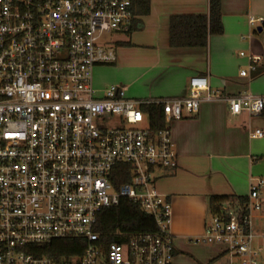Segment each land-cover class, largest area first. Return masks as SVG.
Listing matches in <instances>:
<instances>
[{
  "label": "built area",
  "instance_id": "obj_1",
  "mask_svg": "<svg viewBox=\"0 0 264 264\" xmlns=\"http://www.w3.org/2000/svg\"><path fill=\"white\" fill-rule=\"evenodd\" d=\"M135 1L0 0V264H172L170 203L155 187L159 172L177 168L172 124L214 99L230 115L264 114V96L218 95L201 75L182 97L134 99L115 84L97 91L94 66L116 61L115 46L99 39L129 31ZM261 60L249 56L248 70ZM150 105L161 108V127L143 111ZM121 199L157 230L102 240L98 215ZM61 239L75 240L76 253L40 254ZM200 241L220 248L206 264H264V177L208 208Z\"/></svg>",
  "mask_w": 264,
  "mask_h": 264
},
{
  "label": "crops",
  "instance_id": "obj_2",
  "mask_svg": "<svg viewBox=\"0 0 264 264\" xmlns=\"http://www.w3.org/2000/svg\"><path fill=\"white\" fill-rule=\"evenodd\" d=\"M208 3L150 0L148 14L132 20L130 38L115 43L116 61L94 67L103 86L98 91L115 84L134 99L182 97L188 94L189 79L201 75L218 95L264 96V0H220V35H209L204 47L170 46V16L207 15ZM249 16L261 17L263 23L251 26ZM249 56L262 58L255 71L248 70ZM261 128L264 114L230 115L223 99L203 101L196 114L172 124L177 168L159 172L155 179L156 189L170 203L172 264H206L218 256L217 245L200 241L208 199L244 196L250 177L264 175V137H250Z\"/></svg>",
  "mask_w": 264,
  "mask_h": 264
},
{
  "label": "trees",
  "instance_id": "obj_3",
  "mask_svg": "<svg viewBox=\"0 0 264 264\" xmlns=\"http://www.w3.org/2000/svg\"><path fill=\"white\" fill-rule=\"evenodd\" d=\"M150 0H136L131 8L132 14L146 15L149 12ZM133 22V21H132ZM132 27L130 25V31ZM223 31L220 12V0H209L208 14H178L169 18V44L172 47H204L209 35H220ZM257 70V68L255 69ZM260 71H256V74ZM152 127L163 125V115L160 107L153 105L143 107ZM121 179L119 181H123ZM118 181V182H119ZM228 196H212L208 199L207 209L215 202ZM96 231L107 244L122 242L132 234L156 231L152 217L141 211L138 204L127 199H121L118 206L100 211ZM75 240H55L42 245L40 254L59 258L76 253L72 246Z\"/></svg>",
  "mask_w": 264,
  "mask_h": 264
},
{
  "label": "rangeland",
  "instance_id": "obj_4",
  "mask_svg": "<svg viewBox=\"0 0 264 264\" xmlns=\"http://www.w3.org/2000/svg\"><path fill=\"white\" fill-rule=\"evenodd\" d=\"M130 33H115V34H104L100 37L99 39V42L102 43V44H113L115 45L116 42L120 41H126L130 38ZM96 66H102V67H106V66H109V65H95L94 67ZM94 69V68H93ZM92 84H93V87L98 91H100L103 86H102V82H101V77L98 76V74H96V72L93 70V74H92ZM100 94V93H99ZM144 123H141L139 124L140 127H144ZM264 177V175H254V177ZM207 214H208V209L206 211V217H207ZM200 243V242H199ZM207 245H212V244H207Z\"/></svg>",
  "mask_w": 264,
  "mask_h": 264
},
{
  "label": "water",
  "instance_id": "obj_5",
  "mask_svg": "<svg viewBox=\"0 0 264 264\" xmlns=\"http://www.w3.org/2000/svg\"><path fill=\"white\" fill-rule=\"evenodd\" d=\"M257 30H258V31H260L261 29H260V28H258Z\"/></svg>",
  "mask_w": 264,
  "mask_h": 264
}]
</instances>
